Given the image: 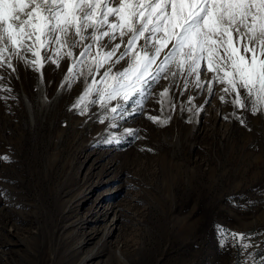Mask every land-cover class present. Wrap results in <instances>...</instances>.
Here are the masks:
<instances>
[{"label":"rangeland","instance_id":"rangeland-1","mask_svg":"<svg viewBox=\"0 0 264 264\" xmlns=\"http://www.w3.org/2000/svg\"><path fill=\"white\" fill-rule=\"evenodd\" d=\"M70 63L0 68V264H261L264 111L221 102L222 85L210 95L189 78L185 90L177 76L102 124L98 104L72 109L92 76L84 68L68 87ZM221 228L253 246L228 236L222 247Z\"/></svg>","mask_w":264,"mask_h":264},{"label":"snow or ice","instance_id":"snow-or-ice-1","mask_svg":"<svg viewBox=\"0 0 264 264\" xmlns=\"http://www.w3.org/2000/svg\"><path fill=\"white\" fill-rule=\"evenodd\" d=\"M65 58L71 61L68 87L87 78L84 68L92 76L72 109L87 115L98 104L106 113L98 118L102 124L134 115L153 84L177 76L185 90L189 78L210 95L222 85L221 102L255 115L264 111V0H0V68L15 72L16 60L40 72L45 63L59 67ZM126 58L127 67L113 73ZM101 68L97 80L93 73ZM201 73L211 79L202 80ZM219 230L222 247L228 236L242 248L253 246L244 243L245 233Z\"/></svg>","mask_w":264,"mask_h":264},{"label":"bare ground","instance_id":"bare-ground-1","mask_svg":"<svg viewBox=\"0 0 264 264\" xmlns=\"http://www.w3.org/2000/svg\"><path fill=\"white\" fill-rule=\"evenodd\" d=\"M55 253V252H54ZM56 263V262H55Z\"/></svg>","mask_w":264,"mask_h":264}]
</instances>
